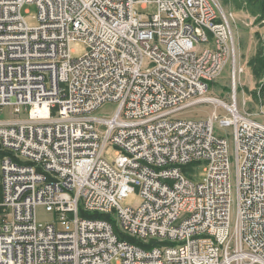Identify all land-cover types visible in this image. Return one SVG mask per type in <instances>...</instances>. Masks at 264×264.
<instances>
[{
  "label": "built area",
  "instance_id": "1",
  "mask_svg": "<svg viewBox=\"0 0 264 264\" xmlns=\"http://www.w3.org/2000/svg\"><path fill=\"white\" fill-rule=\"evenodd\" d=\"M229 62L218 0H0V264H264V78L241 108Z\"/></svg>",
  "mask_w": 264,
  "mask_h": 264
},
{
  "label": "rangeland",
  "instance_id": "2",
  "mask_svg": "<svg viewBox=\"0 0 264 264\" xmlns=\"http://www.w3.org/2000/svg\"><path fill=\"white\" fill-rule=\"evenodd\" d=\"M221 7L229 14V22L233 29L235 42V56L237 60L236 80L232 77V65L229 62L222 74L217 77L210 87V93L215 96H223L231 100L233 90L241 108L255 110L260 99L259 86L264 78V0H218ZM263 6V7H262ZM145 13L156 11V5L149 3L142 8ZM27 22L30 25L37 24L35 15L38 13L36 3H26L22 8ZM74 55L80 56L87 48L82 41H77L74 46ZM216 108L215 103H203L190 107L181 116L206 117ZM116 109L115 103H105L99 108L101 114H113ZM218 112L223 110L218 106ZM221 132L226 129L218 130ZM114 148H109L103 157L109 162L113 161ZM205 177L203 167L197 171V179ZM1 182V176H0ZM142 199L138 190L121 200L122 205H137ZM38 217L42 221L51 219L52 214L43 207H38ZM117 264V263H113Z\"/></svg>",
  "mask_w": 264,
  "mask_h": 264
},
{
  "label": "trees",
  "instance_id": "3",
  "mask_svg": "<svg viewBox=\"0 0 264 264\" xmlns=\"http://www.w3.org/2000/svg\"><path fill=\"white\" fill-rule=\"evenodd\" d=\"M262 7H263V6H262ZM89 216L108 217L107 215H105V214H100V213H91V214H89Z\"/></svg>",
  "mask_w": 264,
  "mask_h": 264
},
{
  "label": "bare ground",
  "instance_id": "4",
  "mask_svg": "<svg viewBox=\"0 0 264 264\" xmlns=\"http://www.w3.org/2000/svg\"><path fill=\"white\" fill-rule=\"evenodd\" d=\"M100 161H104V162H106V163H113V161H112V162H109L108 160H106V159L103 157V154H100Z\"/></svg>",
  "mask_w": 264,
  "mask_h": 264
}]
</instances>
